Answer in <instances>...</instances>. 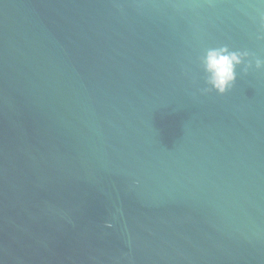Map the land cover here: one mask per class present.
<instances>
[{"label":"water","instance_id":"obj_1","mask_svg":"<svg viewBox=\"0 0 264 264\" xmlns=\"http://www.w3.org/2000/svg\"><path fill=\"white\" fill-rule=\"evenodd\" d=\"M264 0H0V264H264ZM110 225V227H109Z\"/></svg>","mask_w":264,"mask_h":264},{"label":"clouds","instance_id":"obj_2","mask_svg":"<svg viewBox=\"0 0 264 264\" xmlns=\"http://www.w3.org/2000/svg\"><path fill=\"white\" fill-rule=\"evenodd\" d=\"M260 23L264 27V16L260 18ZM197 59L203 74V93L214 91L218 95H224L233 86L238 66H242L243 74L264 69V59L247 50L232 49L226 44L205 48Z\"/></svg>","mask_w":264,"mask_h":264}]
</instances>
